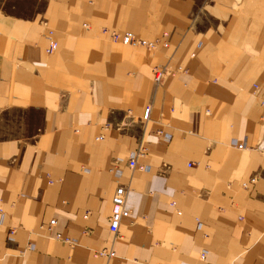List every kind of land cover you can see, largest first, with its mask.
<instances>
[{
	"label": "crops",
	"instance_id": "crops-1",
	"mask_svg": "<svg viewBox=\"0 0 264 264\" xmlns=\"http://www.w3.org/2000/svg\"><path fill=\"white\" fill-rule=\"evenodd\" d=\"M164 65L187 72L156 84ZM139 146L148 171L127 165ZM0 202V264H264V0H0Z\"/></svg>",
	"mask_w": 264,
	"mask_h": 264
},
{
	"label": "built area",
	"instance_id": "built-area-1",
	"mask_svg": "<svg viewBox=\"0 0 264 264\" xmlns=\"http://www.w3.org/2000/svg\"><path fill=\"white\" fill-rule=\"evenodd\" d=\"M85 27H88V23L83 24ZM100 32L104 35H107L111 41L120 43L126 46H131L135 48H145L146 50H149L151 53L158 51L159 48H166L169 46V36L170 33L167 31H162L161 34L154 39L147 40V39H142L138 37L136 34L133 32L127 30H117V29H109L105 26L101 27ZM53 30L49 29L47 32V37H48V45L45 48L44 52L47 55L53 54L57 48H58V41L57 39L53 36ZM193 54V53H192ZM187 72V68L178 65L175 67H170L169 65H164V66H153L151 68V76H152V81L156 84H160L164 81V79L168 77H176L177 74ZM151 107L150 105H145L143 109V113L141 116V119L143 122H146L147 120L150 119L151 116ZM158 135L163 136L165 139H170L171 135L170 133H164L162 130L157 131ZM103 138L102 134H99V136L96 137L97 140H100ZM235 146L238 149H248L249 147L246 146L244 141L237 142ZM146 153L145 148L143 146H139L138 148L134 149L131 151V153L128 156L127 160V165L128 167L132 169H136L139 171H148L149 165H145L143 163H139L137 161L138 157L144 156ZM120 161L117 159V162ZM109 172L113 173L116 176H120V169L117 165H112L109 167ZM256 181V178H252L250 180V183H254ZM50 183H52L51 180H49ZM243 186H247L248 183L244 182L242 183ZM114 194L111 197V211L108 216V229L111 233H113L115 236H120L118 235V230L121 224V220L125 217H128L131 214L130 209L128 206H126V196H127V191L126 188L120 184L117 185L116 189L114 190ZM1 203V202H0ZM170 205H172L175 208V211L178 215H180V211L177 209L176 201H171ZM3 210L1 209L0 206V217H3ZM86 217V215H85ZM48 227L47 230L49 232V235L53 239L61 240L65 244L69 246H74L76 244V240L73 238H70L69 236H66L63 234L62 231L56 230L54 231V227L56 226V219H50V221L47 223ZM202 222L200 219L197 218V227H201ZM200 256L202 258L205 257L207 250L201 249L200 250ZM94 257H100V258H113L116 256L115 251L112 249V247H107L103 246V248L98 249V250H93L92 252Z\"/></svg>",
	"mask_w": 264,
	"mask_h": 264
}]
</instances>
